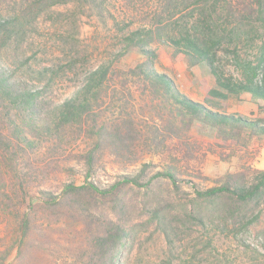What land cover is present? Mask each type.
<instances>
[{
	"label": "trees",
	"instance_id": "1",
	"mask_svg": "<svg viewBox=\"0 0 264 264\" xmlns=\"http://www.w3.org/2000/svg\"><path fill=\"white\" fill-rule=\"evenodd\" d=\"M74 2L102 4L25 0L12 14H0V241H8L0 245V264H9L13 251L14 264H119L136 227L151 224L171 245V203L157 197L154 206H143V224L136 223L137 206L129 193L137 189L147 198L154 194L155 180H167L181 192V179L175 165L154 170L152 163L141 161L139 143L167 148L168 141L182 140L197 126L213 133L215 147L228 149L219 157L227 161L264 139V55L244 67L239 79L225 75L217 60L224 44L264 25V0H156L147 23L133 27L130 21L116 22L99 63L87 69L69 96L53 103L49 96L56 78L73 69L76 59L55 69L34 67L29 57L17 54V46L51 8ZM158 49L188 69L207 66L215 87L202 102L181 93L170 76L155 69ZM6 51H11L10 59L4 57ZM129 52L143 60L120 67ZM230 101L253 103L257 115L250 119L228 112ZM139 102L150 116L145 130L134 117L132 105ZM209 150L216 153L211 146ZM45 154L53 158L45 161ZM108 162L121 172L104 181L100 173L107 174ZM134 163L139 167L128 171ZM244 170L226 173L207 188L194 185L193 196L181 199L185 215L201 222L210 209H219L222 197L229 200L231 215L249 205L264 208V169ZM63 218L82 229L71 230L67 245L61 246L53 226Z\"/></svg>",
	"mask_w": 264,
	"mask_h": 264
},
{
	"label": "rangeland",
	"instance_id": "2",
	"mask_svg": "<svg viewBox=\"0 0 264 264\" xmlns=\"http://www.w3.org/2000/svg\"><path fill=\"white\" fill-rule=\"evenodd\" d=\"M25 0H0V14H12ZM156 0H102L97 6H81L78 2L55 6L36 22V30L29 35L22 45L17 46V54L29 57L34 66L57 68L65 65L70 59H76L73 69L66 70L55 80L51 102L56 103L69 96L82 82L87 69L99 63L101 57L110 48L109 41L116 30V22L123 25L130 21L132 26L147 23L146 16L155 7ZM126 23V22H125ZM248 32V31H245ZM108 45V46H107ZM106 48V50H105ZM264 25L258 26L252 34H242L233 42L224 44L217 53L218 64L225 75L234 79L241 77V71L264 55ZM11 51L4 57L10 59ZM8 57V58H7ZM137 52H129L121 60L120 67H129L142 61ZM155 69L170 76L178 90L194 101H203L207 91L215 87L213 76L206 65L201 64L188 69L177 61L171 63L165 53L158 49ZM140 105V106H139ZM141 102L133 103L136 125L145 130L150 121L147 110ZM228 112L240 114L247 118L257 115L256 106L251 102L228 103ZM145 139V138H144ZM147 141V140H145ZM216 141L209 130L194 126L182 140L174 138L167 142V148L154 149L142 140L139 143L137 157L144 162L152 163L159 170L168 165H175L180 177V191L176 192L167 180L152 181L154 194L145 198L144 193L133 189L129 193L131 202L137 206L136 223L143 224V206L156 204V198L169 201L168 218L172 244L156 225L136 227L134 235L123 250L119 264H264V208L249 205L231 215V208L226 206L229 200L222 197L220 207L210 209L209 215L201 222H195L185 215L181 199L185 195L193 196L194 185L209 187L213 180L222 178L226 173L244 172V169H264V139L254 140L248 149L238 153L227 161L228 149L215 147ZM221 143V142H219ZM216 153L210 152V146ZM71 153L76 145L70 146ZM37 159L41 158L40 154ZM35 156H33L34 158ZM64 157V156H62ZM51 156L45 154V161ZM74 164L73 161L70 162ZM138 163L128 167L134 172ZM107 174L100 173L101 178L109 180L120 173L118 166L108 162ZM206 177L207 180H203ZM205 213V209H200ZM262 211V212H261ZM257 216L256 220H253ZM53 226L54 238L63 246L68 233L81 232L82 227L73 225L72 220H64ZM243 229V224L252 221ZM2 230H0V237ZM79 241L81 235H77ZM8 241H0V245ZM66 253H62V256ZM15 251L11 253L9 264L15 263ZM41 256H38V259Z\"/></svg>",
	"mask_w": 264,
	"mask_h": 264
},
{
	"label": "crops",
	"instance_id": "3",
	"mask_svg": "<svg viewBox=\"0 0 264 264\" xmlns=\"http://www.w3.org/2000/svg\"><path fill=\"white\" fill-rule=\"evenodd\" d=\"M260 170H263V169H260Z\"/></svg>",
	"mask_w": 264,
	"mask_h": 264
}]
</instances>
